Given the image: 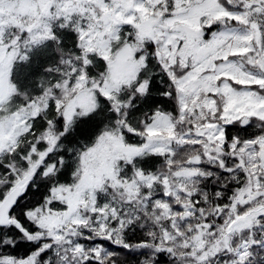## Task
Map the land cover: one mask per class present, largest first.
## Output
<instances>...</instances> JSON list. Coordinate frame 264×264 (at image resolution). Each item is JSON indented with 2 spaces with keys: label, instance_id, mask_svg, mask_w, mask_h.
Wrapping results in <instances>:
<instances>
[{
  "label": "snow or ice",
  "instance_id": "obj_1",
  "mask_svg": "<svg viewBox=\"0 0 264 264\" xmlns=\"http://www.w3.org/2000/svg\"><path fill=\"white\" fill-rule=\"evenodd\" d=\"M0 264H264V0H0Z\"/></svg>",
  "mask_w": 264,
  "mask_h": 264
}]
</instances>
